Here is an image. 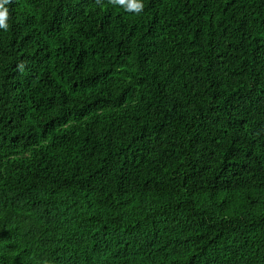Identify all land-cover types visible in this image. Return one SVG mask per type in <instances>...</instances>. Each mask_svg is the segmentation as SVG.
<instances>
[{
	"label": "trees",
	"instance_id": "obj_1",
	"mask_svg": "<svg viewBox=\"0 0 264 264\" xmlns=\"http://www.w3.org/2000/svg\"><path fill=\"white\" fill-rule=\"evenodd\" d=\"M0 264H264V0H10Z\"/></svg>",
	"mask_w": 264,
	"mask_h": 264
},
{
	"label": "clouds",
	"instance_id": "obj_2",
	"mask_svg": "<svg viewBox=\"0 0 264 264\" xmlns=\"http://www.w3.org/2000/svg\"><path fill=\"white\" fill-rule=\"evenodd\" d=\"M10 0H0V29L7 30L9 28V12L5 7ZM114 5L122 6L126 11H134L139 14L145 7V0H111Z\"/></svg>",
	"mask_w": 264,
	"mask_h": 264
}]
</instances>
